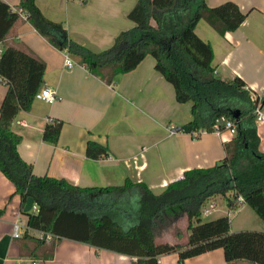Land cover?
<instances>
[{"label":"trees","instance_id":"trees-1","mask_svg":"<svg viewBox=\"0 0 264 264\" xmlns=\"http://www.w3.org/2000/svg\"><path fill=\"white\" fill-rule=\"evenodd\" d=\"M18 7L51 44L66 49L72 59L107 83L117 82L120 74L152 55L154 68L173 85L175 99L191 101V118L179 130L209 132L221 116L234 125L232 137L223 142L222 159L184 170L159 193L128 177L118 184L80 186L63 177L36 175L17 150L20 136L12 122L20 110H29L43 82L45 62L25 44L6 42L0 53V79L7 84L0 103V170L20 196V211L28 227L50 233L55 240L69 238L133 256L135 264H158V256L170 252H176L177 263L182 264L188 257L215 248L223 250L227 264H236L238 259L264 264V227L231 231L228 216L229 210L246 203L264 226V152L258 149L253 113L257 99L250 97V89L239 76L224 78L215 73L212 47L195 32L199 19L221 35L236 29L245 18L239 5L233 0L213 6L205 0H136L127 14L134 26L120 31L109 47L97 52L71 40L63 24L46 17L35 0H19ZM170 13L184 20L183 26L162 36L164 19ZM17 16V8L0 0V40ZM61 125L57 118L47 121L43 140L55 143ZM108 153L106 145L88 140L87 156ZM28 196L36 209L24 212ZM218 196L224 199L227 213L204 220L201 208ZM173 207H180L186 216L185 244L155 240L154 228H162L165 212ZM23 237L30 244L20 242V254L52 256L55 243L47 245L43 236L28 230Z\"/></svg>","mask_w":264,"mask_h":264},{"label":"crops","instance_id":"crops-1","mask_svg":"<svg viewBox=\"0 0 264 264\" xmlns=\"http://www.w3.org/2000/svg\"><path fill=\"white\" fill-rule=\"evenodd\" d=\"M3 1L12 9L19 8V0ZM205 1L213 6L225 0ZM233 1L245 13L236 29L221 35L199 19L195 32L210 43L216 74L239 76L250 91L259 93L264 89V0ZM35 2L46 17L63 24L71 40L95 52L109 47L120 31L134 26L127 14L136 0ZM10 41L25 44L45 62L41 86H49L56 97L51 102L33 98L29 110H20L12 122L13 131L20 136L17 150L34 174L63 177L80 186L118 184L128 177L159 193L184 170L211 166L224 156L223 142L233 135L229 130L206 132L197 138L179 130L191 118V101L175 99L173 85L154 68L152 55L147 54L133 69L120 74L117 82L107 83L75 59L71 58V67L65 66L64 51L41 35L22 12L0 40V49ZM6 90L7 84L0 79V103ZM53 118L62 121L55 143L42 138L44 125ZM255 123L258 149L264 152V121ZM170 127L178 129L171 133ZM88 140L106 145L109 153L87 156ZM14 189L0 170V264H135L133 256L69 238L53 240L50 258L20 254L19 243L29 246L30 240L23 237L25 230L21 236H12L13 221L23 214ZM213 204L212 211H216V200ZM233 212L229 210L228 216ZM263 227L261 223L258 229ZM241 229L248 228L230 225L231 231ZM28 233L42 236V231L31 228ZM187 235L185 227L167 241L185 244ZM177 257L176 252L161 254L158 264H178ZM182 264L227 262L223 250L215 248L188 257ZM236 264L254 263L238 259Z\"/></svg>","mask_w":264,"mask_h":264},{"label":"rangeland","instance_id":"rangeland-1","mask_svg":"<svg viewBox=\"0 0 264 264\" xmlns=\"http://www.w3.org/2000/svg\"><path fill=\"white\" fill-rule=\"evenodd\" d=\"M184 20H180L177 16H173V14H168L163 22V28L161 35L168 36V34L173 32H178L183 26ZM216 198V211H212L206 215L202 214V218L204 220L212 219L218 215L226 214V204L222 197L218 196ZM209 202H206L204 206H208ZM238 209V210H237ZM234 210L233 213L229 216V224L232 227H243L248 229H258L260 228L261 221L256 213L245 203V205H241ZM24 216H20L19 219L23 220ZM165 224H163L162 228L160 225L154 228L155 240L159 241H167L169 238L177 235V232H184L186 227V218L183 215L180 207H173L170 210L165 212L164 215Z\"/></svg>","mask_w":264,"mask_h":264},{"label":"built area","instance_id":"built-area-1","mask_svg":"<svg viewBox=\"0 0 264 264\" xmlns=\"http://www.w3.org/2000/svg\"><path fill=\"white\" fill-rule=\"evenodd\" d=\"M17 10H18V15L21 12L24 13L20 8H17ZM25 17H26V14H25ZM63 51L65 53L64 65L67 67H71L74 62L71 59V57L69 56V54L67 53L66 49H63ZM1 52H2V49H0V53ZM250 97L252 99H254V98L257 99V103H256L255 109L253 111L255 122L264 121V89L261 90L259 93L251 91ZM34 98H39V99L45 100L47 102H51L56 97H55L54 90L51 89L49 86L44 85V86H40L38 88V90L34 94ZM177 129H175L174 127H170L169 132L173 133ZM222 130H229L232 133L234 131V125L232 124V122L230 120L224 118L223 116H221L220 118H217L215 120V122L211 126V131H209V132H214L216 134H219ZM206 132H208V131L205 129H200V130H194L190 134L193 137L197 138ZM213 206H214L213 202L208 203V206H204L201 209V214L206 215V214L210 213L211 210L213 209ZM34 208H35V204H33V206H32V209H34ZM28 229H30V227H28L26 222H23L21 219H19V217H16L15 220L13 221L12 236H14V237L21 236L22 232L24 230H28ZM42 236L49 243H53V240L55 239L54 236L50 233H43L42 232Z\"/></svg>","mask_w":264,"mask_h":264},{"label":"water","instance_id":"water-1","mask_svg":"<svg viewBox=\"0 0 264 264\" xmlns=\"http://www.w3.org/2000/svg\"><path fill=\"white\" fill-rule=\"evenodd\" d=\"M33 203H34V201H33V198L31 197V196H28L27 198H26V201H25V203H24V206H23V211L24 212H27V211H30V209L32 208V206H33Z\"/></svg>","mask_w":264,"mask_h":264}]
</instances>
